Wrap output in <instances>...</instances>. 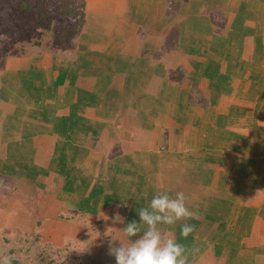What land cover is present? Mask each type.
Here are the masks:
<instances>
[{
	"label": "crops",
	"instance_id": "1",
	"mask_svg": "<svg viewBox=\"0 0 264 264\" xmlns=\"http://www.w3.org/2000/svg\"><path fill=\"white\" fill-rule=\"evenodd\" d=\"M82 5L68 48L0 35V256L116 264L183 192L189 264H264V0Z\"/></svg>",
	"mask_w": 264,
	"mask_h": 264
},
{
	"label": "clouds",
	"instance_id": "2",
	"mask_svg": "<svg viewBox=\"0 0 264 264\" xmlns=\"http://www.w3.org/2000/svg\"><path fill=\"white\" fill-rule=\"evenodd\" d=\"M138 216L140 223L133 220L122 229L128 238L126 243L118 240L119 246L114 247L110 242L108 254L115 258L116 264H189V255L199 251L190 252L159 227L192 216L183 192H177L174 197L167 192L155 193L150 203L139 209ZM194 229V225H181V237L187 238ZM133 237L137 238L133 240ZM13 259L11 255L0 256V264H13Z\"/></svg>",
	"mask_w": 264,
	"mask_h": 264
},
{
	"label": "trees",
	"instance_id": "3",
	"mask_svg": "<svg viewBox=\"0 0 264 264\" xmlns=\"http://www.w3.org/2000/svg\"><path fill=\"white\" fill-rule=\"evenodd\" d=\"M19 8L20 10L17 12L13 13L10 11L12 16L10 13H0V34L10 37L11 40H16L18 38H23V40H25L26 38L29 40L28 43L35 42L36 33L34 34L32 31L29 33L28 30L30 29L25 16L26 14L32 12L35 9V6H32L26 1L22 2ZM52 14H55V17H48L49 15L45 14V20L48 23V26L46 27L39 15V19L37 20V24L33 27V31L38 33L41 32L40 30H42V28H44V30L51 31L56 38V44L68 48L69 45H71V41L84 24L83 5L82 8H79L76 6L75 0H65L62 8ZM24 34H29V36ZM13 264H19V262L13 260Z\"/></svg>",
	"mask_w": 264,
	"mask_h": 264
},
{
	"label": "rangeland",
	"instance_id": "4",
	"mask_svg": "<svg viewBox=\"0 0 264 264\" xmlns=\"http://www.w3.org/2000/svg\"><path fill=\"white\" fill-rule=\"evenodd\" d=\"M28 2L29 4H31L32 6L34 5L35 6V9L26 14V21L28 22V26H29V33L32 31L36 36V41L35 42H39L43 39H46L47 37L48 38H51V35H52V39H51V43L50 44H53L56 46V41H55V37H54V34H52L51 31H47V30H44V28H42V30H40L41 32H36V31H33V27L37 24V20L39 19V15H40V18H42V21L46 26H48V23L47 21L45 20V14L49 15L48 17H52L54 16L55 14H52L53 12H57L60 8H62V6L64 5V2L65 0H0V13L2 14L3 12L4 13H10V11H12L13 13L14 12H17L18 10H20L19 6L21 5L22 2ZM75 4H78L79 8H82V0H75ZM11 14V13H10ZM52 14V15H50ZM42 15V17H41ZM44 15V16H43ZM12 16V14H11ZM55 17V16H54ZM28 18H29V21H28ZM38 34V35H37ZM2 35V34H0ZM26 36H29V34H24ZM7 46L8 48L9 47H13V45H22V43H28L29 40L25 38V40H23V38H18L16 40H11L10 37H7ZM43 38V39H42ZM48 261L50 262V259H48ZM34 264V263H33ZM51 264V263H50ZM53 264H60L59 262L57 263L55 260H54V263Z\"/></svg>",
	"mask_w": 264,
	"mask_h": 264
}]
</instances>
